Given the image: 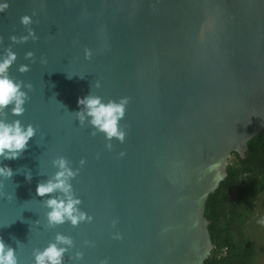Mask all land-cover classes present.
I'll return each instance as SVG.
<instances>
[{
  "label": "water",
  "instance_id": "95a60500",
  "mask_svg": "<svg viewBox=\"0 0 264 264\" xmlns=\"http://www.w3.org/2000/svg\"><path fill=\"white\" fill-rule=\"evenodd\" d=\"M29 28L39 39H9ZM9 45V74L32 89L25 112L6 118L37 127L18 158L0 160L14 170L0 178V237L20 264L56 232L74 241L65 264H206L215 247L207 198L233 152L245 157L264 129V0H8L0 52ZM91 87L105 100L130 97L126 137L111 149L72 113ZM59 155L80 169L72 184L90 222L47 226L35 190ZM77 250L83 257L70 260Z\"/></svg>",
  "mask_w": 264,
  "mask_h": 264
},
{
  "label": "clouds",
  "instance_id": "9594fccd",
  "mask_svg": "<svg viewBox=\"0 0 264 264\" xmlns=\"http://www.w3.org/2000/svg\"><path fill=\"white\" fill-rule=\"evenodd\" d=\"M7 7L8 0H0V11ZM20 20L21 23L30 25L32 16L24 14ZM29 37L33 40L39 39L33 28H29L27 34L20 37L15 34L9 35V39L13 42L27 40ZM91 56V49H85V57L91 58ZM16 57L17 54L10 45L0 52V160L18 158L28 147L30 138L37 132V127L32 123L25 124L19 118L13 120L6 118L9 113L19 117L25 112V104L29 98L27 90L32 89L31 82L17 79L9 74V66L16 60ZM25 57H34L33 51H26ZM41 62H43V58H41ZM29 67V64H20L18 70L25 72ZM71 76L69 75V77ZM93 83L95 87H100V80H95ZM92 87L88 94L77 99L79 107L72 113L75 114L79 124L83 125L87 122L92 126L93 135L96 132H103L107 141L106 147L111 149L113 138L123 142L126 137V128L121 124V120L125 116L130 97L125 95L119 99L105 100L101 95L93 93ZM120 155L123 156L124 152L121 151ZM51 163L56 171L46 179L40 180L35 190L36 195L42 197L43 205L47 209L45 213L47 226L55 227L65 222H70L75 226L81 221H92L94 217L80 207L82 199L76 194L72 184V179L80 169L73 168L69 159L64 155L54 157ZM79 163L83 165L85 159L82 157ZM13 174L14 170L11 166L0 163V178H9ZM31 177L32 173L29 170L25 173V178L31 180ZM2 182L3 180L0 179V183ZM35 222L39 223V219ZM116 222L117 220L113 219L112 223ZM112 235L116 239L122 238L120 232H114ZM73 243L71 235L56 232L54 239L49 241L46 246L33 249L32 264H65V253L69 251ZM85 243L90 242L85 241ZM83 255V251L77 250L74 256H70L69 259L79 260ZM0 264H20L16 248L6 243L3 237H0ZM100 264H108L107 258L101 260Z\"/></svg>",
  "mask_w": 264,
  "mask_h": 264
},
{
  "label": "trees",
  "instance_id": "16d2710c",
  "mask_svg": "<svg viewBox=\"0 0 264 264\" xmlns=\"http://www.w3.org/2000/svg\"><path fill=\"white\" fill-rule=\"evenodd\" d=\"M227 176L209 194L205 214L215 247L206 264H256L263 245L248 230L264 195V129L248 142L245 157L233 152Z\"/></svg>",
  "mask_w": 264,
  "mask_h": 264
},
{
  "label": "rangeland",
  "instance_id": "374dc122",
  "mask_svg": "<svg viewBox=\"0 0 264 264\" xmlns=\"http://www.w3.org/2000/svg\"><path fill=\"white\" fill-rule=\"evenodd\" d=\"M249 232L257 239H261L264 235V195L261 201L258 202L254 216L248 225ZM261 252L257 258L256 264H264V240L261 239Z\"/></svg>",
  "mask_w": 264,
  "mask_h": 264
}]
</instances>
